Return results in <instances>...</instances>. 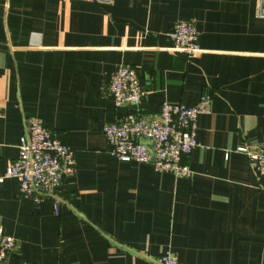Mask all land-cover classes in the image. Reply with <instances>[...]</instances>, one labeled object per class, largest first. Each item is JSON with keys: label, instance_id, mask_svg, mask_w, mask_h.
I'll return each mask as SVG.
<instances>
[{"label": "crops", "instance_id": "obj_1", "mask_svg": "<svg viewBox=\"0 0 264 264\" xmlns=\"http://www.w3.org/2000/svg\"><path fill=\"white\" fill-rule=\"evenodd\" d=\"M262 0H0V177L30 119L75 152L76 176L39 206L15 179L0 184V229L18 243L8 264H264V181L239 148L264 145ZM202 52L171 51L179 21ZM135 68L146 97L117 107L109 77ZM200 146L176 178L111 155L104 127L164 102L197 105Z\"/></svg>", "mask_w": 264, "mask_h": 264}, {"label": "built area", "instance_id": "obj_2", "mask_svg": "<svg viewBox=\"0 0 264 264\" xmlns=\"http://www.w3.org/2000/svg\"><path fill=\"white\" fill-rule=\"evenodd\" d=\"M169 38L171 51L192 55L202 52L198 44L199 31L193 20L176 22ZM108 92L117 107L139 108L146 91L137 70L121 66L110 75ZM212 111V97L205 95L192 107L181 103L164 102L155 117L140 113L104 127L106 140L113 146L111 155L125 163L150 164L157 172L170 173L176 178L192 175L184 162L199 146L197 139L199 118ZM249 157L259 180L264 181V145L257 150L248 146L239 148ZM77 174L75 152L61 136L44 127L38 119H30L19 145V156L11 164L0 184L15 179L20 196L39 206L52 200L56 214L60 212L57 192L63 183ZM18 249L17 241L0 229V264H8ZM148 264L181 263L170 251Z\"/></svg>", "mask_w": 264, "mask_h": 264}, {"label": "water", "instance_id": "obj_3", "mask_svg": "<svg viewBox=\"0 0 264 264\" xmlns=\"http://www.w3.org/2000/svg\"><path fill=\"white\" fill-rule=\"evenodd\" d=\"M262 6L264 7V0L261 1Z\"/></svg>", "mask_w": 264, "mask_h": 264}]
</instances>
